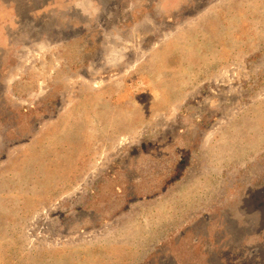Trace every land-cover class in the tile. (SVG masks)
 <instances>
[{
  "label": "rangeland",
  "instance_id": "obj_1",
  "mask_svg": "<svg viewBox=\"0 0 264 264\" xmlns=\"http://www.w3.org/2000/svg\"><path fill=\"white\" fill-rule=\"evenodd\" d=\"M0 264H264V0H0Z\"/></svg>",
  "mask_w": 264,
  "mask_h": 264
}]
</instances>
